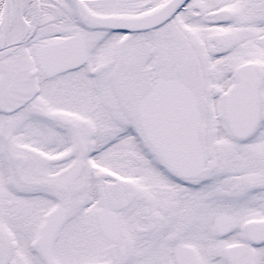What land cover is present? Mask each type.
<instances>
[{"label": "snow or ice", "instance_id": "6c2138e0", "mask_svg": "<svg viewBox=\"0 0 264 264\" xmlns=\"http://www.w3.org/2000/svg\"><path fill=\"white\" fill-rule=\"evenodd\" d=\"M0 264H264V0H0Z\"/></svg>", "mask_w": 264, "mask_h": 264}]
</instances>
